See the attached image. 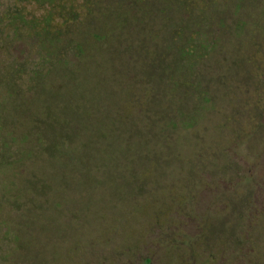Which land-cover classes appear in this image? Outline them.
<instances>
[{
	"label": "rangeland",
	"instance_id": "obj_1",
	"mask_svg": "<svg viewBox=\"0 0 264 264\" xmlns=\"http://www.w3.org/2000/svg\"><path fill=\"white\" fill-rule=\"evenodd\" d=\"M93 1L91 12L86 13V0H59L76 15L57 45L68 42L74 48L90 43L97 67L104 64L102 54L111 57L112 73L118 70L120 53L144 44L145 27L156 22L154 12L162 6L170 11L161 34L172 45L191 41L213 46L204 72L207 80L203 81L212 94L207 98L196 91L205 128L201 152H165L158 163L141 157L145 152L138 157L137 152H123L121 166L126 171L117 174L110 189L102 182L108 179L105 171L110 166L100 154L61 152L55 146L56 134L69 136V126L63 124L69 111H62L59 125H50L51 110L40 107L45 106L44 100L35 98V104L31 103L30 93L22 92L25 82L17 81L10 69L7 86L11 85L14 108L8 109L10 116L8 110L0 113V123L22 120L24 129L13 125V132L21 135L23 143L33 132L39 142L35 148L30 145L33 150L25 146L27 152H14L22 162L15 168L0 152V235L7 234L3 229L6 211L24 221L25 202L46 201L53 204L48 206L52 214L58 200L69 199V194L78 191L77 180L87 175L91 177L86 184L88 193L102 187L101 194H94L90 212L102 219L103 227L93 226L91 232L104 239L91 252L86 251V264H264V0ZM15 2L0 0V16L6 5ZM40 2L43 0L21 3L28 19L40 21L46 16L48 7H38ZM132 7L145 9L131 15ZM50 20L56 28L61 25L57 17ZM6 56L0 40V62ZM190 74L188 80L193 83L196 79ZM60 75L56 72L48 78L55 82ZM3 86L0 97L5 93ZM204 89L208 91L207 86ZM52 114L57 116L55 111ZM7 132L0 125L2 139L11 135L6 136ZM70 143L72 149L76 142ZM16 148L24 146L17 142ZM80 159L86 162L79 163ZM168 176L174 179L165 186L161 177ZM156 180L158 185L153 183ZM132 201L137 202L133 204L137 213L125 215ZM5 254L0 250V264H14Z\"/></svg>",
	"mask_w": 264,
	"mask_h": 264
},
{
	"label": "flooded vegetation",
	"instance_id": "obj_2",
	"mask_svg": "<svg viewBox=\"0 0 264 264\" xmlns=\"http://www.w3.org/2000/svg\"><path fill=\"white\" fill-rule=\"evenodd\" d=\"M25 1L32 0H16L14 5H6L0 16V40L7 55V59L0 62V87L4 85L5 89L0 97V113L14 108L11 85L7 86L12 78L11 69L17 81L25 82L22 92L30 93V98L33 97L30 102L35 104V98H42L45 106H40L41 109L51 110L50 125H59L62 111H69L63 123L65 127L69 126V136L58 137L56 134L55 146H60L61 152H89V156L91 152L100 154L101 160L110 166H103L108 179L102 181L110 189L117 182V174L126 171V167L121 166L123 152H137V157L139 152H145L141 157L156 163L165 152L168 155L170 152H201L205 128L202 103L196 99V91L201 90V96L206 95L207 98L212 94V88L209 90L208 85H203L207 80L204 72L211 62V48L207 42L189 41L179 46L172 45L171 39L161 34V26H166L170 11L166 6L158 9L163 11L164 21L147 25L144 44L120 53L116 59L118 70L112 73L109 69L111 57L102 54L104 64L97 67L90 43L86 42V47L81 43L75 44L74 48L68 42L61 47L57 45L73 23L76 15L73 9L59 4V0H43L36 5L46 6L48 11L38 21L35 17L27 18V12L21 5ZM95 3L86 0V13L91 12ZM138 9L145 7H132L131 15ZM54 17L61 19L58 28L51 24L50 19ZM96 57L98 59L99 55ZM56 72L61 75L53 82L48 77ZM190 72L196 79L193 83L188 80ZM206 86L208 91L204 89ZM27 87L31 89L27 90ZM53 111L57 116L52 114ZM104 115L107 118L101 119ZM0 125L6 132L8 129L6 136L11 134L6 139L0 137V144L4 147L3 150L0 148L1 156L5 155L4 161L12 162L15 168L22 162L17 161L14 152H27L25 146L33 150L30 145L35 148V142L39 141L32 132L23 143L21 135L13 132L14 126L18 129L25 126L22 120L13 119L7 124L2 121ZM70 140L76 142L72 149ZM17 142L24 148L17 150ZM161 178L165 186L174 179L173 176ZM90 179L86 175V184ZM158 181L153 183L158 185Z\"/></svg>",
	"mask_w": 264,
	"mask_h": 264
},
{
	"label": "trees",
	"instance_id": "obj_3",
	"mask_svg": "<svg viewBox=\"0 0 264 264\" xmlns=\"http://www.w3.org/2000/svg\"><path fill=\"white\" fill-rule=\"evenodd\" d=\"M154 14L155 21H164L162 10H156ZM197 29L200 31L201 27L198 26ZM209 46L212 49L213 46ZM80 162L86 161L80 159ZM115 163L119 164L117 161ZM77 184L78 191L68 195L72 202L67 197L58 200L54 205L57 209L52 214L48 206L52 208L53 204L46 201L44 204L43 201L34 202L36 204L25 202L24 221L12 216L13 211L4 213L8 217L3 222V229L7 230V234L0 235V250L6 252L5 259L14 264H86V251L91 252L104 239L102 235L91 232L93 226L94 229L103 227L100 224L102 219L94 218V213L90 212L91 201L95 200L94 194H101L102 187L96 192L92 189L93 192L88 193L86 178L77 180ZM134 203L137 202H129L125 215L137 213V205H133ZM55 214H59V217H55Z\"/></svg>",
	"mask_w": 264,
	"mask_h": 264
}]
</instances>
